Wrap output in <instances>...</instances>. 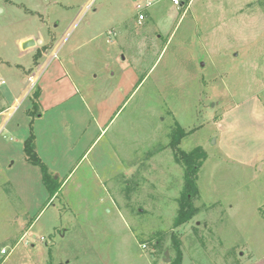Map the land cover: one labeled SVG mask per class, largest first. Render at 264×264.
<instances>
[{"label":"rangeland","instance_id":"374dc122","mask_svg":"<svg viewBox=\"0 0 264 264\" xmlns=\"http://www.w3.org/2000/svg\"><path fill=\"white\" fill-rule=\"evenodd\" d=\"M12 1L0 0V109L23 87L18 65L33 61L16 40L46 19L47 40L28 49L37 61L75 13ZM120 1L94 0L98 12L62 42L64 56L76 38L89 41L66 65L91 113L82 131H69L82 139L76 164L52 173L60 184L69 176L60 195L48 204L40 170L10 158L24 150L30 124L25 140L23 130L0 136V251L11 253L0 264H46L50 249L54 264H172L174 233L181 264H264V0H150L143 10L144 1L128 9L145 15L142 24L113 27ZM178 127L192 132L181 149L201 147L208 158L194 198L200 212L174 230L184 181L171 149Z\"/></svg>","mask_w":264,"mask_h":264},{"label":"crops","instance_id":"0c3cea01","mask_svg":"<svg viewBox=\"0 0 264 264\" xmlns=\"http://www.w3.org/2000/svg\"><path fill=\"white\" fill-rule=\"evenodd\" d=\"M43 1L47 3L39 6L38 10L43 8L44 12H46L51 5L61 4V6L67 10H75V13L72 19L67 22L68 25L61 35H59L56 30L53 32V49L48 53H42V57L37 61H35L33 57L34 54L30 52L31 50L28 51V49H23V44L31 39L35 41H41L42 44L45 43V40H47L45 38L47 37L46 19L41 21V25L36 29V31L27 33L16 40L21 52H23L24 55L31 56L33 61L30 67L27 68L22 65H18L22 71L21 73L23 77L21 76V83L23 87L21 88L20 93L15 96L14 102L12 104L4 109H0V136L9 128L13 133H17L19 131L22 132L23 130L22 140L27 138L26 132L29 131L31 119L28 117L26 112L32 106V101L29 99V96L31 95L33 88L38 86V88L41 90V95L39 98L41 114L38 115L33 121V128L36 136V147L39 156L48 165L50 171L53 173L54 171L60 169L71 170V166L76 164L72 153L73 149L77 146V141L82 139L77 137L74 138L75 135L69 133V131L72 129H80V131H82L85 127V123L87 122V114L91 113L87 101L83 97H80L78 86L75 83L68 66L66 65L67 62L73 66L76 65L74 60L75 56L79 53L81 47L89 41L80 43L81 39L76 38L77 42L73 44V46L69 47V50L64 56H61L62 42L76 27L77 22L82 16H84L90 9H93V13L96 14L98 9L92 8L94 0H85L83 4L80 5H77L70 0H65V3H61L64 0H53L52 2H50L51 0ZM144 1L146 2L150 0H121V7L118 4L112 10L115 12L113 14L115 15V17L113 16L115 20H111L112 25H114L113 27H119L121 24L123 25L125 21H130V23L135 25L138 24V17L129 15L128 9L130 6L134 7L135 9L138 3ZM156 1L159 2L160 0ZM105 3L102 6H106V8L111 6V4H108V2ZM15 4L12 5L9 3L10 7H17ZM183 5L184 3L181 6ZM27 9L35 15L37 14L38 16H44V13H41L37 10H32L29 8ZM58 26V24H55L54 28L56 29ZM88 26L92 27V23H88ZM110 29L111 28H109L106 32H108ZM94 38L96 37H92L91 40ZM106 55L112 57L110 53H107ZM36 63L37 68L34 69V64ZM26 101H29V104L23 108L21 116H19V118L14 121L19 111V107ZM103 123L105 124L104 127L96 124L98 131H101L100 135H102L108 128L106 121ZM58 133L62 136H59ZM23 147L24 145H22V148ZM59 148L63 149L62 153L59 152ZM90 149L91 147L89 148V151ZM11 151L10 158L12 159L19 155L18 160L22 162L26 169L32 171L31 169L37 168L28 164L23 149L21 154L13 152L14 150ZM15 162L16 160L13 161V164H15ZM62 163L64 166H61ZM68 178L69 176L64 178L63 185ZM57 179L58 177L56 180ZM41 182L43 183L42 175Z\"/></svg>","mask_w":264,"mask_h":264},{"label":"trees","instance_id":"16d2710c","mask_svg":"<svg viewBox=\"0 0 264 264\" xmlns=\"http://www.w3.org/2000/svg\"><path fill=\"white\" fill-rule=\"evenodd\" d=\"M142 81L143 79L138 85H140ZM40 95L41 90L38 88L31 98L32 106L26 112L31 121L30 135L24 142V153L28 164L37 167L41 172L43 184L50 195L49 204L52 199L60 195L63 183L60 184L59 181L54 178L48 165L41 159L37 151L33 121L41 114V106L39 103ZM191 133L192 132H186L182 127H178L171 141L174 159L183 167L184 171L183 187L178 199V211L173 222L174 230L190 223L200 212L194 204V198L199 195V173L208 156L201 147H197L190 152L181 149L182 140ZM172 244L177 254L172 264H181L183 260L182 242L176 233L172 235ZM48 257L49 260L46 264H54L51 249L48 252Z\"/></svg>","mask_w":264,"mask_h":264},{"label":"built area","instance_id":"2783aa9c","mask_svg":"<svg viewBox=\"0 0 264 264\" xmlns=\"http://www.w3.org/2000/svg\"><path fill=\"white\" fill-rule=\"evenodd\" d=\"M172 3L175 5V6H181L183 4V1L182 0H171ZM152 6V3L150 1H147V4L143 7V10L144 9H148ZM142 11V10H141ZM145 19V15L140 12L138 14V18H137V21H138V24H142L143 23V20ZM43 240V239H42ZM11 253L7 252V249H3L0 251V261L3 260V258H7Z\"/></svg>","mask_w":264,"mask_h":264},{"label":"water","instance_id":"95a60500","mask_svg":"<svg viewBox=\"0 0 264 264\" xmlns=\"http://www.w3.org/2000/svg\"><path fill=\"white\" fill-rule=\"evenodd\" d=\"M37 44H41V41H35L33 39L31 40H28L26 41L24 44H23V49L27 50V49H30V48H33L35 46H37ZM168 262L170 261V258L169 256H167V259H166Z\"/></svg>","mask_w":264,"mask_h":264}]
</instances>
